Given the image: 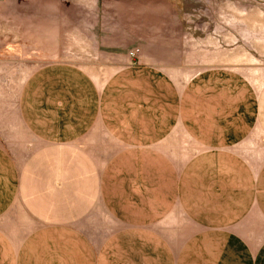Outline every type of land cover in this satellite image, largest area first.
Masks as SVG:
<instances>
[{
	"label": "crops",
	"instance_id": "crops-1",
	"mask_svg": "<svg viewBox=\"0 0 264 264\" xmlns=\"http://www.w3.org/2000/svg\"><path fill=\"white\" fill-rule=\"evenodd\" d=\"M120 32L107 75L57 61L22 82L34 144H0V264H264V82L180 83Z\"/></svg>",
	"mask_w": 264,
	"mask_h": 264
},
{
	"label": "rangeland",
	"instance_id": "rangeland-1",
	"mask_svg": "<svg viewBox=\"0 0 264 264\" xmlns=\"http://www.w3.org/2000/svg\"><path fill=\"white\" fill-rule=\"evenodd\" d=\"M8 1L0 0V144L13 154L34 144L17 103L29 73L69 61L103 77L115 60L106 37L123 29L151 35L148 60L180 83L218 66L264 82V0H14L21 10L10 15Z\"/></svg>",
	"mask_w": 264,
	"mask_h": 264
},
{
	"label": "built area",
	"instance_id": "built-area-1",
	"mask_svg": "<svg viewBox=\"0 0 264 264\" xmlns=\"http://www.w3.org/2000/svg\"><path fill=\"white\" fill-rule=\"evenodd\" d=\"M134 55H135V53H134V52H132V51L129 53V56H132V57H134Z\"/></svg>",
	"mask_w": 264,
	"mask_h": 264
}]
</instances>
